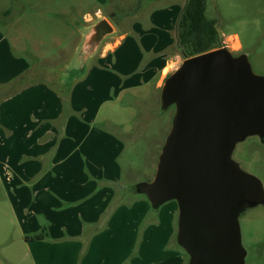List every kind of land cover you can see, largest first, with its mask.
Wrapping results in <instances>:
<instances>
[{
    "label": "rangeland",
    "instance_id": "374dc122",
    "mask_svg": "<svg viewBox=\"0 0 264 264\" xmlns=\"http://www.w3.org/2000/svg\"><path fill=\"white\" fill-rule=\"evenodd\" d=\"M88 1L10 0L13 18L0 11V264H98L99 249L109 264L121 253L136 264H170L173 251V264H188L177 244L176 201L154 210L136 193L156 175L175 114L161 108L162 88L147 97L137 83L155 43L176 44L182 5L143 0L136 18L137 0H94L78 40L63 43L76 32L65 15L75 3L84 17ZM6 4L0 0V8ZM206 15L217 21L223 47L264 77V0H207ZM103 19L115 28L106 43H82ZM116 39L120 46L100 61ZM126 48L132 57L121 54ZM174 54L179 68L184 57ZM232 160L264 189L259 137L239 142ZM101 188L113 193L109 205L100 203ZM139 199L150 212L128 219L126 209H143ZM238 221L245 264H264V203L245 205ZM43 229L45 240L26 241Z\"/></svg>",
    "mask_w": 264,
    "mask_h": 264
},
{
    "label": "water",
    "instance_id": "95a60500",
    "mask_svg": "<svg viewBox=\"0 0 264 264\" xmlns=\"http://www.w3.org/2000/svg\"><path fill=\"white\" fill-rule=\"evenodd\" d=\"M115 32L106 19L86 43ZM161 108L175 107L154 179L139 184L153 209L178 206L177 244L188 264H245L238 215L264 203L261 181L232 160L249 136L264 140V77L226 47L183 61L164 82Z\"/></svg>",
    "mask_w": 264,
    "mask_h": 264
},
{
    "label": "crops",
    "instance_id": "0c3cea01",
    "mask_svg": "<svg viewBox=\"0 0 264 264\" xmlns=\"http://www.w3.org/2000/svg\"><path fill=\"white\" fill-rule=\"evenodd\" d=\"M93 1H92V3H89V1H88V5H85V6H87V9H86V12L84 14V17H82V14L80 13V11H79V9H78V7H77V5L75 3H74L75 5L74 4L71 5V7L73 9L72 10L73 11V15L72 14H69V15H65L64 14L66 16V17H64V19L66 21H69L71 23V25L75 27L74 29H75L76 32L72 33L69 36L62 37L61 39L64 40L63 43H74L75 41L78 40V38L80 36V31L83 30L82 26L84 24L82 23L83 22L82 20L85 19V18L87 20L88 16L92 14L91 13L92 8L95 7ZM142 1L143 0H137V2H136L135 9L138 12L135 15L136 18L139 17L141 9L143 8L141 6ZM145 1L152 2V1H158V0H145ZM176 1L180 2L181 5H182L181 8L184 9V7H185V5L187 3V0H176ZM6 2H7L6 6L0 8V11H3V14H5L7 17H12L11 15H12V13L14 11L13 7L10 4V0H6ZM108 4H109V1L107 3L104 2L103 5L106 6ZM82 10H84V9H82ZM18 12L22 14L21 11L17 10V13ZM23 15H24V13L21 16H23ZM21 16H19V17H21ZM80 25H81V27H80ZM113 26H114V24H113ZM85 27H87V26H85ZM93 27H92V29H93ZM91 33H92V31H91ZM91 33L85 37L86 39H83L82 43H86L88 41V38L91 35ZM102 43H106V38L104 39V41ZM120 43H121L120 40H117V39L112 41V42H109V45L107 47V51H105L104 53H102L100 55L99 60L101 61L102 59H104L106 57V53L114 52L117 49V47L120 46ZM130 43L134 44L136 42H130ZM129 45H131V44H129ZM133 46H135V45H133ZM175 49L178 50V48H177V38H176V44L162 43V42L155 43V46L153 48V54L147 56V57H149V59L147 61V65L144 67L143 75L139 78V81L137 83V85H139L138 87L145 88L148 91L147 92V95H148L147 97H149V95L153 97V95H155V93L157 95L158 92H160L162 86L164 85L165 80L180 65V60H182L181 55L180 54H174V57L171 56V52L175 51ZM105 50H106V48H105ZM121 54L126 56V57H128V58L132 57V55H129V52H128L127 48L124 49L121 52ZM142 61L143 60H141L139 62V66H141L144 63ZM143 101H146V100H143ZM137 115H138V111H137L136 117H137ZM136 117L134 119H136ZM83 185L84 186L89 185L90 188L98 187V186H96L95 181L94 180H90V179H85L83 181ZM105 185L106 184H104L102 187H105ZM106 192L110 195V198L105 201L104 199L106 198ZM112 196H113V193L111 192V190L109 188H107V189L106 188H101V190H99V198H101V200H103L102 202H100L101 205H106V204L109 205L110 201L112 199ZM139 201L140 202H138V203L141 204L143 209H135V208L134 209H132V208L131 209H126L128 211L127 212L128 213V219H132L136 215H140V216L144 217L146 215V213L144 211H146L148 213L150 212V208H149L148 204L144 201V199H139ZM135 210H137V211H135ZM177 212H178V206H177ZM125 215H126V213H125ZM161 249H162V251H164L163 250V246H162ZM170 253H171V255H169L170 256V261H171L170 264H173L174 256L172 254H174V251L170 252ZM99 256H101V260L98 262V264H109V263H106V252L105 251H103V250L101 251L100 249L97 250L96 254H95V257L97 258V261L99 259ZM112 257H113V261L112 262H115L116 264L117 263L118 264H127V263L136 264V263L130 261V258H132V256H129V254H127L125 256V255H123V253H121V260H114L115 259V254L112 255ZM165 261H163L164 264H169L168 263L169 262V258H167V260H165ZM178 262H179L178 264H186L187 261L185 262L183 259H180Z\"/></svg>",
    "mask_w": 264,
    "mask_h": 264
},
{
    "label": "trees",
    "instance_id": "16d2710c",
    "mask_svg": "<svg viewBox=\"0 0 264 264\" xmlns=\"http://www.w3.org/2000/svg\"><path fill=\"white\" fill-rule=\"evenodd\" d=\"M206 10L207 0H187L178 19L176 26L177 48L184 60L223 47L222 37L217 29V21L209 19ZM84 70L85 68L79 69V73L83 74ZM136 193L138 192L136 191ZM46 236V229H43L42 233L38 235L27 236L26 241H43Z\"/></svg>",
    "mask_w": 264,
    "mask_h": 264
},
{
    "label": "bare ground",
    "instance_id": "6f19581e",
    "mask_svg": "<svg viewBox=\"0 0 264 264\" xmlns=\"http://www.w3.org/2000/svg\"><path fill=\"white\" fill-rule=\"evenodd\" d=\"M235 48H237V44H235Z\"/></svg>",
    "mask_w": 264,
    "mask_h": 264
},
{
    "label": "flooded vegetation",
    "instance_id": "af4514ba",
    "mask_svg": "<svg viewBox=\"0 0 264 264\" xmlns=\"http://www.w3.org/2000/svg\"><path fill=\"white\" fill-rule=\"evenodd\" d=\"M234 56H235V55H234ZM261 141H263V142H264V140H262V139H261Z\"/></svg>",
    "mask_w": 264,
    "mask_h": 264
}]
</instances>
